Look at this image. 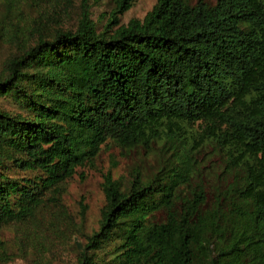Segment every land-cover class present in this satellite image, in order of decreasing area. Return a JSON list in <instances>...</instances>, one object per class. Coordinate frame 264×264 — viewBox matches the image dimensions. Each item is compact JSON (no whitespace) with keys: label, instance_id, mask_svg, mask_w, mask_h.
<instances>
[{"label":"trees","instance_id":"16d2710c","mask_svg":"<svg viewBox=\"0 0 264 264\" xmlns=\"http://www.w3.org/2000/svg\"><path fill=\"white\" fill-rule=\"evenodd\" d=\"M135 1L114 0L99 31L84 6L74 29H37L7 60L0 97L25 112L0 107V228L60 204L107 140L160 142L171 154L149 179L103 174L98 228L77 243V264H264V0H155L120 23ZM205 143L223 152L238 202L204 212L198 185L176 210ZM8 166L37 174L11 178ZM159 210L166 219L152 221ZM12 258L0 240V261Z\"/></svg>","mask_w":264,"mask_h":264},{"label":"rangeland","instance_id":"374dc122","mask_svg":"<svg viewBox=\"0 0 264 264\" xmlns=\"http://www.w3.org/2000/svg\"><path fill=\"white\" fill-rule=\"evenodd\" d=\"M194 4L197 0H185ZM214 4L216 0H203ZM155 0H136L123 13L119 21L127 23L131 18L141 19L151 9ZM84 6H87L96 29L101 30L114 0H0V75L9 58L32 44L36 30L50 34L55 28L74 29ZM0 107L24 113L21 105L11 96L0 97ZM197 128V123L194 124ZM198 129V128H197ZM212 144L205 143L198 158L197 170L188 182L179 186L176 210L181 202L192 198L198 185L203 187L205 201L201 208L209 212L217 205L226 209L228 202L238 198L227 193L226 185L233 179L224 165V154L211 150ZM171 150L154 143L151 148H121L111 140L101 146L92 166L77 168L76 173L63 183L60 204L47 202L35 218L12 222L0 228V240L13 258L0 264H77L79 248L85 236L98 228L100 208L104 204L101 188L103 174L111 171L127 185L132 173L139 171L143 180L149 179L165 162ZM4 172L11 178H32L37 172L7 167ZM83 173V177H80ZM48 196V193L46 194ZM45 196V197H46ZM220 203V204H219ZM86 210L82 215V206ZM152 221H164L166 211L155 212ZM22 248L25 252L20 251Z\"/></svg>","mask_w":264,"mask_h":264}]
</instances>
